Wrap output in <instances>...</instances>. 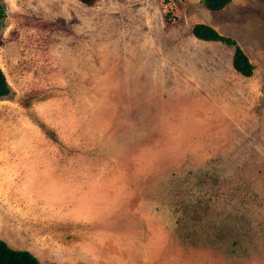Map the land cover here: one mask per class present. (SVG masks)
Here are the masks:
<instances>
[{
  "label": "rangeland",
  "instance_id": "374dc122",
  "mask_svg": "<svg viewBox=\"0 0 264 264\" xmlns=\"http://www.w3.org/2000/svg\"><path fill=\"white\" fill-rule=\"evenodd\" d=\"M0 3V240L41 264H264V0Z\"/></svg>",
  "mask_w": 264,
  "mask_h": 264
},
{
  "label": "trees",
  "instance_id": "16d2710c",
  "mask_svg": "<svg viewBox=\"0 0 264 264\" xmlns=\"http://www.w3.org/2000/svg\"><path fill=\"white\" fill-rule=\"evenodd\" d=\"M79 2L89 6L95 0H78ZM203 4L209 10H219L227 5L231 0H202ZM4 15V7L0 3V19ZM191 32L194 37L204 41H219L226 45L234 47L232 55V67L242 76L249 77L253 74V64L236 43V41L228 36L221 35L213 27L203 23H195ZM262 83L264 87V71L262 74ZM9 86L5 81L3 72L0 69V97L8 95ZM0 264H41L40 261L27 249H15L10 247L4 241L0 240Z\"/></svg>",
  "mask_w": 264,
  "mask_h": 264
},
{
  "label": "crops",
  "instance_id": "0c3cea01",
  "mask_svg": "<svg viewBox=\"0 0 264 264\" xmlns=\"http://www.w3.org/2000/svg\"><path fill=\"white\" fill-rule=\"evenodd\" d=\"M212 27V26H211ZM215 29V27H213ZM216 30V29H215ZM222 35V34H221ZM215 42V41H214ZM218 42V41H217Z\"/></svg>",
  "mask_w": 264,
  "mask_h": 264
}]
</instances>
